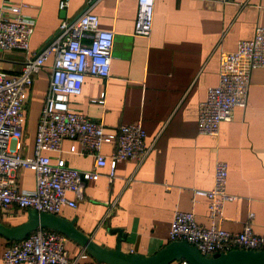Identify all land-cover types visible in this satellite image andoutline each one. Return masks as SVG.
<instances>
[{"label": "crops", "instance_id": "crops-1", "mask_svg": "<svg viewBox=\"0 0 264 264\" xmlns=\"http://www.w3.org/2000/svg\"><path fill=\"white\" fill-rule=\"evenodd\" d=\"M61 1L0 0V5L25 3L23 15L34 21L31 58L50 43L62 21L84 12L96 15L98 29L113 33L110 78L85 77L81 94L69 99V108L101 124L105 135L140 121L148 151L141 161L118 163L111 181L107 167L96 169L98 179L84 184L75 209L63 207L56 217L73 222L76 230L106 249L116 247L120 230L123 252L150 256L170 242L167 232L174 211H192L197 224H207L204 193L212 187L215 161H222L225 192L235 201L224 204L221 227L239 232L249 223L264 239V69L249 73L245 107L232 110L230 122L219 124L216 138L199 135L196 120L198 103L217 83L220 53L232 52L239 41L253 37L255 28L264 27V0H154L146 38L132 35L136 0H67L68 7L60 11ZM25 60L20 51L0 52V72L17 75ZM51 66L49 59L27 93L22 157L33 156ZM102 94L103 105L91 102ZM113 150L114 142L104 143L100 154L108 157ZM79 151L77 141L64 140L59 153L43 155L51 164L60 159L70 169L93 171L95 158ZM17 184L20 190L34 189L33 174L19 170ZM67 198L74 200L71 193ZM27 212H1L0 224H22ZM63 236L74 264H110ZM8 244L0 236V257Z\"/></svg>", "mask_w": 264, "mask_h": 264}, {"label": "built area", "instance_id": "built-area-1", "mask_svg": "<svg viewBox=\"0 0 264 264\" xmlns=\"http://www.w3.org/2000/svg\"><path fill=\"white\" fill-rule=\"evenodd\" d=\"M117 1V0H113ZM228 4L232 0H213ZM154 0H136L133 36L148 37ZM25 3L0 5V52L20 51L26 60L19 74L6 76L0 72V213L12 209L35 211L57 216L63 207L75 209L83 197L84 184L96 181V169L107 167L109 181L114 179L118 163L141 161L148 149L140 121L118 127L115 135H105L103 126L69 108V99L81 94L85 77L110 78L113 33L98 29L96 15L84 12L77 19L62 21L46 47L28 57L29 39L34 21L23 15ZM68 7L61 1L60 11ZM52 59L48 91L36 124L33 156L22 157L24 111L27 93L34 77ZM264 69V27L254 29L249 41H239L232 52L220 53L217 83L206 89L205 98L197 105V133L212 138L218 136L220 123L231 120L234 108L246 105L249 73ZM105 95L92 103L103 105ZM64 140L77 141L79 155L95 158L93 171H76L63 160L51 164L43 152L59 153ZM114 142L108 156L100 154L104 143ZM74 148L71 152H74ZM33 174L34 189L20 190L17 173ZM226 164L215 161L212 187L204 193L207 224H197L192 211H174L167 232L168 241H184L201 255L226 253L230 250H260L264 239L255 235L250 224L239 232L221 227L223 206L235 201L225 192ZM74 200L67 198L68 194ZM2 264H74L64 247V236L54 230L38 228L21 240L10 242L0 257ZM178 264H188L181 260Z\"/></svg>", "mask_w": 264, "mask_h": 264}, {"label": "water", "instance_id": "water-1", "mask_svg": "<svg viewBox=\"0 0 264 264\" xmlns=\"http://www.w3.org/2000/svg\"><path fill=\"white\" fill-rule=\"evenodd\" d=\"M38 228L57 231L76 241L97 261L110 264H170L180 260L188 264H264V247L260 250H230L204 256L184 241H170L150 256L125 253L121 250L123 235L120 230H117L116 247L106 249L76 230L73 222L35 211H28L27 220L22 224L12 227L0 224V236L8 241H18Z\"/></svg>", "mask_w": 264, "mask_h": 264}, {"label": "trees", "instance_id": "trees-1", "mask_svg": "<svg viewBox=\"0 0 264 264\" xmlns=\"http://www.w3.org/2000/svg\"><path fill=\"white\" fill-rule=\"evenodd\" d=\"M10 242H14V241H10ZM181 261V260H180ZM179 262V261H178Z\"/></svg>", "mask_w": 264, "mask_h": 264}]
</instances>
